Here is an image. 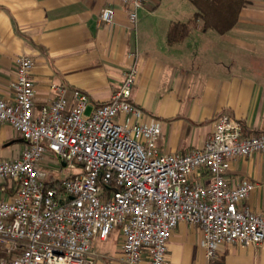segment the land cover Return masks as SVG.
<instances>
[{
  "label": "built area",
  "instance_id": "2783aa9c",
  "mask_svg": "<svg viewBox=\"0 0 264 264\" xmlns=\"http://www.w3.org/2000/svg\"><path fill=\"white\" fill-rule=\"evenodd\" d=\"M135 26L145 0H118ZM113 7L98 22L111 24ZM108 100L92 105L80 89L51 84L55 97L34 103L33 59L17 55L13 97H0V121L26 141L20 155L0 161V264H93V239L121 236L119 264H165L167 243L180 222L197 225L201 246L213 259L223 244L264 240V213L245 200L255 184L230 185V162L264 153V128L244 132L240 121L219 114L200 148L165 153L160 121L145 118L131 100L137 54ZM54 156L76 171L47 186L42 164Z\"/></svg>",
  "mask_w": 264,
  "mask_h": 264
},
{
  "label": "crops",
  "instance_id": "0c3cea01",
  "mask_svg": "<svg viewBox=\"0 0 264 264\" xmlns=\"http://www.w3.org/2000/svg\"><path fill=\"white\" fill-rule=\"evenodd\" d=\"M245 1L225 33L203 29L198 19L182 40L168 44L169 25L188 21L196 11L190 0H145L135 26L118 0H0V97H13L14 59L28 55L34 61L36 108L55 97L54 81L80 89L96 105L115 92L107 73L122 76L136 53L131 100L146 119L160 121L161 152L202 147L221 113L236 117L245 133H257L264 128V0ZM107 6L114 8V19L99 23ZM25 146L15 128L0 121V161L17 158ZM226 178L230 185L252 181L244 203L264 213V153L234 159ZM201 237L199 226L178 223L165 264H264V240L220 245L209 259ZM98 240L88 255L93 264H119V230Z\"/></svg>",
  "mask_w": 264,
  "mask_h": 264
},
{
  "label": "trees",
  "instance_id": "16d2710c",
  "mask_svg": "<svg viewBox=\"0 0 264 264\" xmlns=\"http://www.w3.org/2000/svg\"><path fill=\"white\" fill-rule=\"evenodd\" d=\"M196 11L185 22H172L166 33V41L173 44L182 40L196 25L197 20H202L203 29H212L218 33H225L237 22L240 10L246 4L245 0H190ZM50 187H59V179H50L47 183ZM13 191H9L11 195Z\"/></svg>",
  "mask_w": 264,
  "mask_h": 264
},
{
  "label": "rangeland",
  "instance_id": "374dc122",
  "mask_svg": "<svg viewBox=\"0 0 264 264\" xmlns=\"http://www.w3.org/2000/svg\"><path fill=\"white\" fill-rule=\"evenodd\" d=\"M136 78H137V76L135 77V80H136ZM106 79H107V82H108V87H110L111 89L116 91L117 89L120 88V86H121V84H122V82L124 80V75L121 76V74L116 75V74L107 73ZM54 84H57V83L54 81ZM134 87H135V84H133V88H132V92H131V98H132V94H133V91H134ZM155 100H154V104H156L155 102L157 101V100L156 101ZM91 107H92V104L89 103V105L87 107V110H86V114L89 113ZM42 167H43V169L46 170V172L51 177H53L55 179H64V178L68 177L70 174H72V173H74L76 171L74 165H69V166H67V165L65 166L64 165L63 166L57 160V158H55L53 155L46 157V160L43 162ZM7 196H9V194H1V192H0V198H7ZM263 200H264V198H263ZM96 241H99V240L96 238V240H93L92 243H94Z\"/></svg>",
  "mask_w": 264,
  "mask_h": 264
},
{
  "label": "water",
  "instance_id": "95a60500",
  "mask_svg": "<svg viewBox=\"0 0 264 264\" xmlns=\"http://www.w3.org/2000/svg\"><path fill=\"white\" fill-rule=\"evenodd\" d=\"M62 165L64 166L65 164H64V163H62Z\"/></svg>",
  "mask_w": 264,
  "mask_h": 264
}]
</instances>
